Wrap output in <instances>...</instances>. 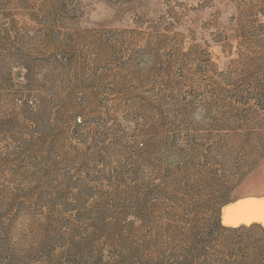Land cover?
Instances as JSON below:
<instances>
[{
  "label": "rangeland",
  "instance_id": "rangeland-1",
  "mask_svg": "<svg viewBox=\"0 0 264 264\" xmlns=\"http://www.w3.org/2000/svg\"><path fill=\"white\" fill-rule=\"evenodd\" d=\"M0 264H264V0H0Z\"/></svg>",
  "mask_w": 264,
  "mask_h": 264
}]
</instances>
